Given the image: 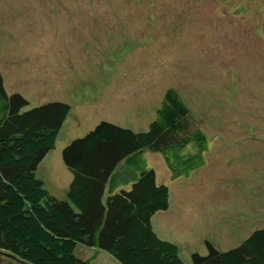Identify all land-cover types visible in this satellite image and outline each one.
Returning a JSON list of instances; mask_svg holds the SVG:
<instances>
[{
  "label": "rangeland",
  "instance_id": "rangeland-1",
  "mask_svg": "<svg viewBox=\"0 0 264 264\" xmlns=\"http://www.w3.org/2000/svg\"><path fill=\"white\" fill-rule=\"evenodd\" d=\"M7 90L30 108L72 106L37 177L67 199L73 175L62 152L106 121L146 132L175 88L209 140L206 164L173 179L163 156L146 152L170 209L152 224L193 253L239 246L264 229V0H0ZM90 264H119L79 245Z\"/></svg>",
  "mask_w": 264,
  "mask_h": 264
},
{
  "label": "trees",
  "instance_id": "trees-1",
  "mask_svg": "<svg viewBox=\"0 0 264 264\" xmlns=\"http://www.w3.org/2000/svg\"><path fill=\"white\" fill-rule=\"evenodd\" d=\"M71 111L64 102L30 108L24 95L9 92L0 50V264H90L77 255L79 245L119 264H187L154 230L153 218L170 209L171 191L146 159L147 151L163 156L174 180L206 164L207 134L181 94L166 91L146 132L103 121L66 146L62 157L73 178L64 200L37 171ZM206 247L191 264H264V229L227 251Z\"/></svg>",
  "mask_w": 264,
  "mask_h": 264
}]
</instances>
